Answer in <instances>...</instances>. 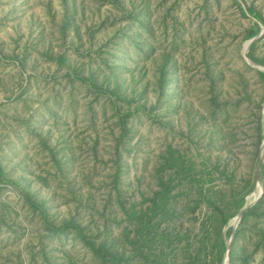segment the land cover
<instances>
[{
    "label": "rangeland",
    "instance_id": "rangeland-1",
    "mask_svg": "<svg viewBox=\"0 0 264 264\" xmlns=\"http://www.w3.org/2000/svg\"><path fill=\"white\" fill-rule=\"evenodd\" d=\"M0 264H264V0H0Z\"/></svg>",
    "mask_w": 264,
    "mask_h": 264
},
{
    "label": "bare ground",
    "instance_id": "bare-ground-1",
    "mask_svg": "<svg viewBox=\"0 0 264 264\" xmlns=\"http://www.w3.org/2000/svg\"><path fill=\"white\" fill-rule=\"evenodd\" d=\"M258 191H260L259 187H257ZM261 193V192H260ZM254 195V194H253ZM253 197V196H252ZM258 197V196H257ZM252 199V198H251ZM251 201V200H250ZM233 222V221H232Z\"/></svg>",
    "mask_w": 264,
    "mask_h": 264
}]
</instances>
